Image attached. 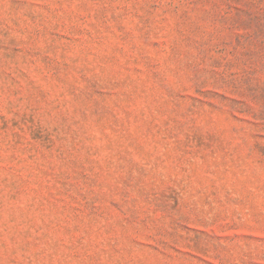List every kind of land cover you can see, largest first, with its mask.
Instances as JSON below:
<instances>
[{
	"label": "rangeland",
	"instance_id": "rangeland-1",
	"mask_svg": "<svg viewBox=\"0 0 264 264\" xmlns=\"http://www.w3.org/2000/svg\"><path fill=\"white\" fill-rule=\"evenodd\" d=\"M0 264H264V0H0Z\"/></svg>",
	"mask_w": 264,
	"mask_h": 264
}]
</instances>
